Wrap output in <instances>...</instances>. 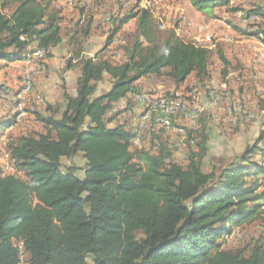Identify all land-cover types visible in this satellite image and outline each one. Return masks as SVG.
Here are the masks:
<instances>
[{
  "label": "trees",
  "instance_id": "trees-1",
  "mask_svg": "<svg viewBox=\"0 0 264 264\" xmlns=\"http://www.w3.org/2000/svg\"><path fill=\"white\" fill-rule=\"evenodd\" d=\"M188 1L212 16L218 4H229ZM247 17L263 25L264 7L248 10ZM132 20L128 57L116 63L100 52L81 55L82 39L92 34L90 17L79 30L77 61L67 62L80 71L77 95L65 92L64 107L48 103L47 113L33 112L42 131L6 136L16 171L0 164V264H264L260 241L249 253L224 247L234 228L264 205V130L242 152L207 166L205 122L189 143L187 163L175 159L163 132L132 149L140 134L124 123L110 126L116 105L127 98L129 108L130 95L142 94V78L167 76L177 88L192 74L198 80L209 75L211 49L185 41L140 3L110 17L106 44ZM245 33L264 43V27ZM64 34L50 0H0V62L26 60L35 49L51 57ZM218 55L229 65L221 49ZM105 75L111 88L98 94ZM18 116L0 119V132L15 127ZM76 156L84 167L63 162Z\"/></svg>",
  "mask_w": 264,
  "mask_h": 264
},
{
  "label": "rangeland",
  "instance_id": "rangeland-1",
  "mask_svg": "<svg viewBox=\"0 0 264 264\" xmlns=\"http://www.w3.org/2000/svg\"><path fill=\"white\" fill-rule=\"evenodd\" d=\"M50 1L51 6L59 10L65 32L64 39L68 38V32L72 35L74 33L75 40L71 44L72 49L80 46L79 42H81L82 38L79 34L80 28L86 24L90 17L95 18L92 33L94 37L82 40H84L83 43L87 42V47L92 50V55L96 56L100 52L98 54L100 58H119L120 56V61H126L128 53L125 47L128 45L129 35L135 29L136 21L132 20L126 24L115 36L114 41L107 45L106 42L111 29L109 19L114 15L125 12L129 8L131 9L138 3L143 8L148 5L162 22L168 26L175 27L186 41L211 49L208 77L204 80H198L192 75L189 79L192 89L199 87L202 91H205L207 86H209L207 90L209 98L204 99L201 103L199 102L204 107L203 120L208 122L203 121V124L206 122L207 125L205 124V126L210 135V153L205 160L207 166L218 164V159L221 157L229 158L242 152L245 146L253 143L261 131L264 130V43L257 37L245 33V31L264 27V24H255L262 21L260 18L247 17L248 10L260 6L264 7V0H228L229 4L227 6L218 4L213 9L215 16L197 9L188 0ZM74 11L76 15L71 21ZM78 15L80 19L76 21ZM100 37L101 39H98ZM223 38H230L232 40V42L230 41L231 45H227L225 40H222ZM219 49L225 53L230 62L229 65L226 66L221 61L218 55ZM34 51L28 56H32ZM95 51L97 52L95 53ZM87 56L90 57V55ZM38 62L36 69L28 68L23 70L19 89L12 88L11 91L3 93L4 95L1 97L4 102L0 103V115L8 114V111L26 112V108L30 109L29 113L26 112L24 114V120H20L18 127L13 129L14 133H30L36 132V130H43L42 124L39 120H36L31 112L41 106L40 104H35L32 97L35 89V77L40 74L39 70L41 72L45 70V67H43L44 63L42 61ZM62 70L60 68L58 73ZM224 71H226V74ZM27 74L31 76L32 90L25 93L23 77ZM5 76L7 78V74ZM144 78V84L147 86L150 84L172 85L167 76L157 77L149 75ZM62 85L61 88H63ZM180 97L182 98L181 94ZM213 97L218 101H216L217 104H214L213 100H211ZM219 98L220 101L218 100ZM182 102L188 108H193L192 110L189 109L192 114H200L199 106L190 107V104L183 99ZM145 112L147 114L146 109ZM120 121L121 119H118V122ZM174 128L177 127L175 126ZM163 131L165 132L166 130L164 129ZM180 131L187 134L186 129ZM199 133L197 132L196 138H198ZM5 136V134L0 133V164L6 170L5 172H15L16 169L7 152ZM166 136L169 137L168 135ZM188 136V140L185 143L187 148H184V154H179L177 158L175 156V159H187L186 152L190 150L189 143L194 140L189 133ZM164 137L163 135V140L167 141L168 138L164 139ZM135 148L136 145L134 144L132 149ZM63 162L68 166L84 167V160L81 156H76L72 159L64 158ZM77 173L79 175L84 174L82 169L78 170ZM259 241L264 244V205L260 209L258 216L234 228L233 234L224 240V247L249 253L251 246Z\"/></svg>",
  "mask_w": 264,
  "mask_h": 264
},
{
  "label": "crops",
  "instance_id": "crops-1",
  "mask_svg": "<svg viewBox=\"0 0 264 264\" xmlns=\"http://www.w3.org/2000/svg\"><path fill=\"white\" fill-rule=\"evenodd\" d=\"M64 11L66 12V10ZM75 15L76 13L74 11V14L72 13L71 21ZM79 19H80V16L78 15V18L76 19V21H78ZM94 20L95 18L93 19V22H92L91 33H93V30H94L93 28ZM91 35L89 36L90 39L94 37L93 34ZM64 38H65V35H64ZM98 39H101V37ZM98 39H95V40H98ZM222 40H225L227 45H231L232 40H230V38H223ZM188 42H191V41H188ZM72 43L73 42L69 41V36H68L67 39H64L62 44L52 49L51 57L46 58L45 52H44V55L38 54V58H34V59L32 55L30 57L28 56L26 60H21V61H15V62L1 61L0 62V84L2 85V88H0V103L4 102V99L1 98L4 95L3 88L8 89L10 91L12 90V88L19 89L21 86L20 79L22 78L23 70H26L28 68L36 69V66L39 63L38 61L40 62L42 61L44 63L43 67H45V70L42 72L41 70H39L40 74L35 77V89L32 94L33 102L35 104H40L41 106L31 112L34 116H35V114L33 113L34 111H41L42 113H47L46 109H47L48 103L54 104V105L61 104L64 107L65 106V100H64L65 92H68L72 96L77 95V79L80 73L78 68H71V69L67 68V62L70 58H73V62L77 61L76 50L79 47L76 49H72L71 48ZM83 45L85 46L84 47L85 50L82 51V54H81L82 56H87V55H90V57L95 56V55H92V50H90V48L87 47V42L84 43ZM96 52L97 51H95V53ZM119 58L111 57L112 61L116 63L122 62L120 61ZM28 59H32V60L30 61ZM60 68L63 70L58 73ZM6 74H7V78H5ZM192 75L189 76L188 80L183 85L177 88L173 84L171 86H166L163 84L161 85L150 84L147 86L146 84H144L145 78H142L139 82L140 93H153V97L158 98L162 96H168L164 94V92H167V91H170V92L174 91L172 92L171 95L175 93L179 94V97L178 98L176 97V100L181 101V108H179L180 113H178L175 118L176 124H174V127L175 126L177 127V125L184 126L187 130V134H184L183 132H181L180 130H177V128H174V127L170 129L164 128L161 124H159L156 121L157 119L156 115L153 116L148 112V108L146 109L147 110V114H146V112H144L145 106L139 101L138 95H130L132 106L129 108H127V103L129 101L127 98L122 99L116 105V107L112 110V112L108 114L109 117L114 116L115 118L113 122L110 123V126H113L116 123H124L127 125V127L132 128L133 130L138 132L140 135H144V137H140L139 135L138 138H135V140L132 141V146H134V144L136 146L149 145L148 140H149V137L152 136L153 132H155L156 134H161V132H163L165 137H167L166 135L170 137V138L167 137L168 138L167 140L172 145V147H174V157L176 156L177 158L179 154H184L183 153V151H185L184 148H187L185 143L189 137L188 133L194 139L193 141H191V144H193L196 139L197 132H200V129L203 126V121H206V120H203L204 119L203 116L205 114L204 107L200 103L201 101H204V99L206 100V98H209L208 91H207L209 86H207V89H205V91H202L199 87H195L194 89L190 87L189 79L192 77ZM62 81H64V83H62ZM111 81L112 79L110 78V76L105 75L104 79L98 85V94L109 90L112 84ZM61 84H63L62 86L64 89L61 88ZM204 92H206V94H204ZM180 94L182 95V98L180 97ZM147 96H152V94H143V101H145L144 98ZM182 99L188 102V104H190V107L199 106L201 110L199 111L200 114H198L197 117L193 116V114L189 111V109L192 110L193 108H188L186 105H184V103L182 102ZM145 104L148 106V103L146 101H145ZM119 109L120 111H118ZM179 109L175 110L173 114L178 112ZM25 111L29 113L30 109L26 108ZM224 111L226 110L224 109ZM26 112H20V111L18 112L10 111L9 112L8 111V114L0 115V119L8 118L18 113L19 114L18 124H19V122L22 121L24 114ZM118 119H121V121L118 122ZM18 124L15 127L6 129L9 131L3 130L0 133L5 134L6 136L9 134L10 135L26 134L27 132H21V133L13 132V129H16L18 127ZM164 129L166 130L165 132L163 131ZM189 154H190V150H187L186 152L187 157ZM177 161L181 163H187V159L186 160L178 159Z\"/></svg>",
  "mask_w": 264,
  "mask_h": 264
},
{
  "label": "bare ground",
  "instance_id": "bare-ground-1",
  "mask_svg": "<svg viewBox=\"0 0 264 264\" xmlns=\"http://www.w3.org/2000/svg\"><path fill=\"white\" fill-rule=\"evenodd\" d=\"M37 50H39L38 54H43L45 52L42 49H37ZM176 97L178 98L179 94L175 93V94L171 95V101L170 102H169V96H162V97H158V98L157 97H153V96H147V97L144 98V100L148 103V107H152V108H148V112L151 115H153V116L156 115V117H157L156 121L159 124H161L162 126H163V120L162 119H158L159 117L173 115L175 110L181 108V101L176 100ZM214 98L215 97H213L211 100H213L214 104H217L218 101L216 100L217 101L216 102ZM218 100L220 101V98ZM193 116L197 117L198 114L194 113ZM173 126H174V124H167L166 126H163V127L166 128V129H170Z\"/></svg>",
  "mask_w": 264,
  "mask_h": 264
},
{
  "label": "built area",
  "instance_id": "built-area-1",
  "mask_svg": "<svg viewBox=\"0 0 264 264\" xmlns=\"http://www.w3.org/2000/svg\"><path fill=\"white\" fill-rule=\"evenodd\" d=\"M146 4H149V3H146ZM143 5H144V3H143ZM144 8H149L148 7V5L146 6L145 5V7ZM38 52H39V50H35L34 52H33V59L34 58H38ZM30 61L32 60V59H29ZM30 75L29 74H27V75H25L24 77H23V79H24V92L26 93V92H29V91H31L32 90V83H31V79H30ZM169 93H166V92H164V94H166V95H168L169 96V102L171 101V94H172V92H174V91H168ZM143 94H152V96H153V93H142V94H140V95H138V99H139V101L146 107V109L147 108H152V107H148L146 104H145V101H143ZM216 101V100H215ZM220 105V104H219ZM178 113H180V109H179V111L178 112H176L175 114H173V115H168V116H161V117H159L158 119H162L163 120V126H166L167 124H176L175 123V118H176V116H177V114ZM182 129H186L184 126H180V125H177V130H182Z\"/></svg>",
  "mask_w": 264,
  "mask_h": 264
}]
</instances>
